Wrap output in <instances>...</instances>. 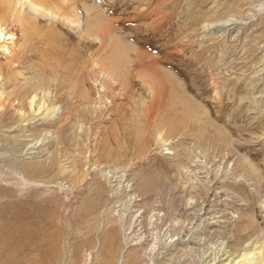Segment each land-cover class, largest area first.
<instances>
[{"label":"rangeland","instance_id":"1","mask_svg":"<svg viewBox=\"0 0 264 264\" xmlns=\"http://www.w3.org/2000/svg\"><path fill=\"white\" fill-rule=\"evenodd\" d=\"M47 1L57 5L59 10L49 9L50 16L33 13L30 16L37 29L43 30L41 32L55 29L54 36L62 51H69L66 54L69 61L67 59L65 64L71 65L73 82L83 70L86 88L94 89V76L85 68L92 53L97 51L101 61L112 62L121 75L129 77L132 89L127 98L118 101L122 105L117 115L104 110L95 112L91 119L93 123L88 122V126L83 127L85 133L81 136L78 124H82V119L69 120L61 128L62 143L59 146H44L33 152L36 156L23 157L22 163L28 166L33 162L44 163L49 153L55 157L58 154V165L51 170L50 178L43 172L50 170L38 167L41 173L31 180L35 183L28 182L22 186L13 182L14 176L9 172L8 182H0V196L4 202L8 201L5 199L6 191L15 194L11 199L15 203L6 205L8 211H0V225L4 226V230L0 229V264H18L19 261L21 264H207V261L211 264L210 260L214 258L213 264H230L232 251L229 253L231 257L226 253L223 257L222 254L237 242L239 233L235 231L242 229L235 227L238 223L245 226L248 216L252 217L253 224L258 225L261 233H252V238L264 240V209L261 206L264 199V0ZM97 15L101 17L99 20L94 19ZM118 15L119 18L116 17ZM108 16L112 18L108 20ZM123 17L127 20L123 21ZM100 29L103 33L110 32L103 47H99L93 37V33L100 32ZM24 42L20 34L0 37V67L7 68L13 57L22 51ZM32 60L25 70L14 69L9 75L0 74V101L17 88L13 84L31 81L35 77L37 68L34 64L38 62V55ZM75 61L82 64L77 65ZM152 74L155 77L166 74L172 79L170 81L175 82L167 84L162 95L161 89L156 87L154 99L146 89L155 85L149 87L145 83L153 77ZM107 83L108 80L106 86L109 88ZM37 100L34 105H37ZM144 104H149L152 109ZM47 105H41L33 115L45 114L52 106ZM86 128H89L87 134ZM49 130L56 132V128ZM23 133V136L28 135L25 129ZM2 134L5 133H0V137ZM56 136H47L50 140L45 143H54ZM5 153V150H0V154ZM1 173L3 177L4 171ZM25 174L28 178L27 172ZM48 179L53 180L52 184ZM76 179L81 181L78 185L74 184ZM67 185H73L72 189ZM58 186H63L60 187L62 191ZM16 204H19L17 208H10ZM116 221L119 222L115 225ZM11 224L14 227H10ZM248 228V233L254 232V228ZM231 230L234 237L229 240ZM248 245L250 242L243 246ZM232 264L245 263L243 259H235Z\"/></svg>","mask_w":264,"mask_h":264},{"label":"bare ground","instance_id":"2","mask_svg":"<svg viewBox=\"0 0 264 264\" xmlns=\"http://www.w3.org/2000/svg\"><path fill=\"white\" fill-rule=\"evenodd\" d=\"M115 1V0H114ZM144 1V0H143ZM186 1V0H185ZM119 2V1H118ZM159 2V1H158ZM177 2V1H176ZM38 4V6H35L34 4ZM143 3V2H140ZM149 3V2H148ZM175 3V2H174ZM224 3V2H223ZM149 6V5H148ZM151 6V5H150ZM184 6V5H183ZM229 6V5H228ZM113 7V6H112ZM136 7V6H135ZM180 7V6H178ZM209 7V6H208ZM216 7V6H215ZM231 7V6H230ZM235 7V5H234ZM61 8V7H60ZM115 8V7H114ZM113 8V9H114ZM217 8V7H216ZM233 8V7H232ZM51 9L52 11L54 10H59L57 5L51 4L49 3L47 0H0V37H14L16 34H20V37L25 39V42L23 44V49L21 52H19L17 55H15L13 57V59L11 60V63L7 66V68H2L0 67V74L4 73L5 75H9L11 72L16 70H25V66L31 62L34 61L32 60L33 56H35L36 54L38 55V62H36L34 64V67L37 68V73L35 75V77L31 80V81H27V80H22L21 82L17 83V84H13L14 86H16L17 88L15 90L10 91L9 93H7L4 98L0 101V133H5L2 134L3 137H0V150H5L6 153L5 154H0V173L1 170L4 171L3 177L2 179H0V182H8V172L10 174H13L14 178H13V182H17L19 184L26 185L28 182L31 183H35L32 182L31 180H35L38 176L39 173H41L38 170V167L44 169V170H50V171H43L44 173H46L48 176L51 172V170H53V168L57 165V158L59 155L57 154V156L55 157V155L53 153H49V157L47 158V160L44 163H31L28 166L22 163L23 157L26 155H30L33 154L36 156V152L33 153L36 149H41L44 146H49L51 147L52 145H56L59 146L62 143V140L60 139V135H61V128L62 126H65L69 120L73 121V120H77L78 119H82L81 123L82 124H78L80 125V136L83 134V132L85 133V131L83 130V127L85 129L86 126H88V122H92L91 119L93 118V114H95V112H103L104 111H108V112H114L115 114L119 112V110L121 109V103H118V101L127 98L128 92L132 89V82L130 81L129 77H126L127 75L123 76L121 75L122 73H119L118 70L115 69L114 65L112 62L109 61H101V58L98 56L99 53L96 51L95 53H92V57H90V59L86 62V68L90 70L91 74L94 76V81L93 84H95V86L93 87L94 89L90 90L89 88H86V84H85V80H84V72L83 70H81V72L75 75H77L76 81L73 82L72 76L70 74V69L71 65L70 64H65L66 60L69 58L66 56L67 52L64 53V50L62 51V46L60 44V42L56 41L55 37V32H53L55 29L52 28L48 31L45 32H41L43 30H38L33 18L31 15V13L33 14H37L38 16H50L52 13L49 12ZM112 9V10H113ZM155 9V8H154ZM153 9V10H154ZM187 9V8H186ZM246 9V8H245ZM27 10V11H26ZM106 10V9H105ZM104 10V11H105ZM110 10V9H109ZM138 10V9H137ZM144 11V10H143ZM193 11V10H192ZM57 12V11H56ZM112 12V11H111ZM110 12V13H111ZM135 12V11H134ZM142 12V11H141ZM187 12V11H186ZM248 12V11H247ZM106 13V11H105ZM121 13V12H119ZM124 13V11H123ZM122 13V14H123ZM137 13V12H136ZM152 13V12H150ZM154 13V12H153ZM158 13V12H157ZM160 13V10H159ZM217 13V12H216ZM226 13V12H225ZM246 13V12H245ZM103 14V12H102ZM109 14V13H108ZM112 14V13H111ZM116 14V13H115ZM127 14V12H126ZM131 14V13H129ZM134 14V13H133ZM165 14V13H164ZM189 14V13H188ZM252 14V13H251ZM250 14V15H251ZM117 15V14H116ZM132 15V14H131ZM130 15V16H131ZM138 15V13L136 14ZM153 15V14H152ZM155 15V14H154ZM153 15V16H154ZM158 14H156L157 16ZM161 15V14H160ZM166 15V14H165ZM228 15V14H227ZM112 16V15H111ZM110 16V17H111ZM121 16V15H120ZM123 16V15H122ZM133 16V15H132ZM140 16V15H139ZM144 16V15H143ZM146 16V14H145ZM155 16V17H156ZM167 16V15H166ZM186 16V15H185ZM243 16V15H242ZM252 16V15H251ZM115 18V16H112ZM111 17V18H112ZM119 18V15L116 16ZM137 17V16H136ZM148 17V16H147ZM152 17V16H151ZM250 17V16H248ZM101 17L99 15H97L94 19L99 20ZM108 16V20L111 19ZM124 18V17H123ZM144 18V17H142ZM126 18L122 19L123 21ZM146 19V18H145ZM144 19V20H145ZM152 19V18H150ZM154 19V17H153ZM159 19V18H158ZM231 19V18H230ZM119 20V19H118ZM121 20V21H122ZM127 20V19H126ZM130 20V19H129ZM133 20V18H132ZM143 20V22H144ZM149 20V19H147ZM162 20V19H160ZM225 20V19H224ZM223 20V21H224ZM235 20V19H234ZM113 21V20H112ZM115 21V20H114ZM156 21V20H155ZM93 22V21H92ZM141 22V21H140ZM147 22V21H146ZM152 22V21H150ZM149 22V23H150ZM158 22V21H157ZM101 23V22H100ZM111 23V22H110ZM136 23V22H135ZM142 23V22H141ZM104 24V23H103ZM114 23H112L111 26H113ZM137 24V23H136ZM159 24V23H158ZM208 24V23H207ZM118 25V24H117ZM133 25V24H132ZM135 25V24H134ZM140 25V24H139ZM138 25V26H139ZM142 25V24H141ZM226 25V24H225ZM232 25V24H231ZM101 26V25H100ZM105 26V25H104ZM110 26V25H109ZM108 26V27H109ZM176 26V25H175ZM102 27V26H101ZM117 27V26H116ZM121 27V26H120ZM145 27V26H143ZM198 27V26H197ZM96 29H98V26L95 27ZM100 28V27H99ZM105 28V27H103ZM107 28V27H106ZM111 28V27H109ZM139 28V27H138ZM137 28V30H139ZM206 28V27H205ZM95 29V30H96ZM174 29V28H173ZM215 29V28H214ZM230 29V28H229ZM91 30V29H90ZM133 30V29H132ZM143 30V29H142ZM154 30V29H152ZM175 30V29H174ZM193 30V29H192ZM205 30V29H204ZM211 30V29H210ZM218 30V29H217ZM221 30V29H220ZM225 30V29H224ZM89 31V30H88ZM93 31V30H91ZM200 31V30H199ZM206 31V30H205ZM223 31V30H222ZM95 32V31H93ZM106 31V33H103V30L100 29L99 31H96V33H93V37L94 40H96V42L98 41V46L99 47H103L105 40L108 39L110 32ZM118 32V31H117ZM130 32V31H129ZM132 32V31H131ZM130 32V33H131ZM138 32V31H137ZM165 32V31H164ZM221 32V31H220ZM226 32V31H225ZM129 33V34H130ZM202 33V32H201ZM114 34V33H113ZM122 34V32H121ZM154 34V33H153ZM223 34V33H222ZM162 35V34H161ZM198 35V34H197ZM204 35V34H203ZM91 36V35H90ZM160 36V35H159ZM211 36V35H210ZM216 36V35H215ZM125 36H123L124 38ZM130 37V36H129ZM204 37V36H203ZM9 39V38H8ZM129 39V38H128ZM244 39V38H243ZM125 40V39H124ZM213 40V39H211ZM63 41V40H62ZM90 41V39H89ZM112 41V40H111ZM116 41V40H115ZM14 42V41H12ZM64 42V41H63ZM62 42V43H63ZM211 42V41H210ZM229 42V41H228ZM253 43V42H252ZM135 44V43H133ZM12 45V44H11ZM64 45V44H62ZM106 45V44H105ZM66 46V45H65ZM108 46V45H107ZM199 46V45H198ZM7 47V46H6ZM122 47V45H121ZM127 47V46H126ZM132 47V46H131ZM146 47V46H145ZM77 48V47H76ZM113 48V47H112ZM119 48V47H118ZM67 49V48H66ZM75 49V48H74ZM73 49V50H74ZM109 49V48H108ZM153 49V48H152ZM151 49V50H152ZM202 49V48H201ZM71 50V49H70ZM81 50V49H80ZM124 50V49H123ZM130 50V49H129ZM143 50V49H142ZM145 50V49H144ZM147 50V49H146ZM111 51V50H110ZM110 51H108L110 53ZM138 51V50H136ZM141 50H139L140 53ZM148 51V50H147ZM178 51V49L176 50V52ZM124 52V51H123ZM144 52V51H143ZM152 52V51H151ZM148 52V53H151ZM77 53V52H76ZM102 53V52H101ZM118 53V52H117ZM129 53V52H128ZM131 53V51H130ZM156 53V52H155ZM114 54V53H113ZM84 55V54H82ZM102 55V54H101ZM120 55V54H119ZM147 55V54H146ZM91 56V54H90ZM105 56V55H104ZM115 56V55H114ZM156 56V55H155ZM74 57V56H73ZM131 57V56H130ZM143 57V56H142ZM103 58V56H102ZM122 58V57H121ZM128 58V57H127ZM133 58V55H132ZM135 58V57H134ZM141 58V55H140ZM202 58V57H201ZM76 59V58H75ZM109 59V58H108ZM113 59V58H112ZM126 59V58H125ZM138 59V58H137ZM143 59V58H142ZM145 59V58H144ZM73 60V58L70 60V62ZM78 60V59H77ZM85 60V59H84ZM149 60V59H148ZM179 59H177L178 61ZM248 60V59H247ZM128 61V60H126ZM130 61V60H129ZM152 61V60H151ZM124 62V60H123ZM148 62V61H147ZM179 62V61H178ZM263 62V61H262ZM75 63H77L75 61ZM79 63L82 64V62H78L77 65H79ZM84 63V62H83ZM122 63V62H121ZM125 63V62H124ZM135 63V62H134ZM73 64V63H72ZM128 64V63H127ZM153 64V63H152ZM165 64V63H164ZM261 64V63H260ZM125 65V64H124ZM131 65V64H130ZM84 66V65H83ZM140 66V65H139ZM148 66V65H147ZM167 66V65H166ZM16 67V68H14ZM80 67V66H79ZM121 67V66H120ZM130 67V66H129ZM138 67V65H137ZM155 67V66H154ZM83 69V67H81ZM90 68V69H89ZM117 68V67H116ZM127 68V67H125ZM124 68V69H125ZM135 68V67H134ZM142 68V67H141ZM159 68V67H158ZM75 69V68H74ZM148 69V68H147ZM154 69V68H153ZM164 68H162L161 70H163ZM166 69V68H165ZM80 70V69H78ZM123 70V69H122ZM130 70V69H129ZM160 70V69H159ZM263 70V69H262ZM77 71V70H76ZM125 71V70H124ZM128 71V70H127ZM135 71V70H134ZM139 71V70H138ZM158 71V70H157ZM73 72V71H72ZM126 72V71H125ZM255 72V71H254ZM263 72V71H262ZM76 73V72H74ZM87 73V72H86ZM129 73V72H128ZM135 73V72H134ZM137 73H142V72H137ZM155 73V72H154ZM253 73V72H252ZM150 74V73H149ZM167 74V73H166ZM166 74L160 75L158 77H155L153 74L151 78H149L145 83L146 85L148 84L149 87L150 85H155L154 88H148L146 90H148V92L150 91L151 95V99L152 96L154 95V89L157 87L161 92L160 95H162L163 90L165 91V88L168 85H172V83H175L174 81H170L172 79H170V77L166 76ZM174 74V73H173ZM258 74V73H257ZM87 75V74H86ZM89 75V74H88ZM142 75V74H141ZM145 75V74H144ZM147 75V74H146ZM158 74H156L157 76ZM254 75V74H253ZM256 75V73H255ZM92 76V77H93ZM136 76V75H135ZM88 77V76H86ZM142 77V76H141ZM137 78V76H136ZM139 78V77H138ZM89 79V78H87ZM92 79V78H91ZM170 79V80H169ZM250 79V78H249ZM107 80L109 81V83H107V85L109 86V88L106 86V82ZM133 80V79H131ZM150 80V81H149ZM80 81V82H79ZM92 81V80H91ZM138 81V80H137ZM176 81V79H175ZM11 82V81H10ZM28 82H32L31 84L26 85ZM90 82V81H87ZM159 84V85H156ZM176 83H178L176 81ZM91 84V83H90ZM91 84V85H93ZM86 85V86H85ZM89 85V84H88ZM141 85V83H140ZM178 85V84H177ZM182 85V84H181ZM143 86V85H142ZM141 86V87H142ZM179 86V85H178ZM177 86V89H178ZM168 87V86H167ZM176 87V86H175ZM182 87V86H179ZM170 88V87H169ZM93 90V92L91 91ZM172 91V90H171ZM179 91V89L177 90ZM158 92V91H157ZM174 92V91H173ZM180 92V91H179ZM182 92V91H181ZM175 93V92H174ZM54 94V95H53ZM144 94V93H143ZM142 94V95H143ZM166 94V93H165ZM177 94V93H176ZM160 95H158L160 97ZM170 95V94H169ZM53 96V97H52ZM156 97V95H154ZM172 97V96H171ZM36 98H38L37 100V105H34V102L36 100ZM130 98V97H129ZM150 98V97H149ZM161 98V97H160ZM170 98V97H168ZM167 98V99H168ZM172 99V98H171ZM134 100V99H133ZM157 99H155L156 101ZM121 101V102H122ZM126 101V100H125ZM154 101V102H155ZM159 101V100H157ZM167 101V100H166ZM120 104L117 105L116 104ZM172 102V101H171ZM175 102V101H174ZM177 102V101H176ZM181 102V101H180ZM45 103H47V107L51 106L49 108V110H47L45 112V114H43V112L38 115V116H34L33 113L36 112V110L38 111L39 109H41V105L43 106ZM151 103V102H150ZM182 103V102H181ZM117 106H116V105ZM130 104V103H129ZM156 104V103H155ZM154 104V105H155ZM164 104V103H163ZM169 104V103H168ZM40 105V107H38ZM102 105V106H101ZM146 105V104H144ZM131 106V105H130ZM129 106V107H130ZM147 106V105H146ZM148 106L150 107V105L148 104ZM147 106V107H148ZM167 106V105H166ZM180 106V105H179ZM182 106V104H181ZM123 107V106H122ZM136 107V106H135ZM145 107V108H147ZM154 107V106H153ZM193 107V106H192ZM137 108V107H136ZM151 108V107H150ZM155 108V107H154ZM158 108V105H157ZM184 108V107H182ZM152 109V108H151ZM156 109V108H155ZM139 110V109H138ZM146 110V109H145ZM159 110V108H158ZM191 110V109H189ZM122 111V110H121ZM153 111V110H152ZM155 111V110H154ZM181 111V110H180ZM79 112L82 113V115H79ZM125 112V111H124ZM146 112V111H145ZM148 112V110H147ZM179 113V111H177ZM184 112V111H183ZM123 113V112H122ZM132 113V112H131ZM140 113V112H139ZM155 113V112H154ZM177 113V114H178ZM89 117L87 118L86 115ZM104 114V113H102ZM137 112H135V116H136ZM147 114V113H146ZM158 113H155V115ZM117 115V114H116ZM130 115V114H129ZM148 115V114H147ZM97 116V115H96ZM108 116V115H107ZM164 116V115H163ZM178 116V115H177ZM190 116V115H189ZM39 117V118H38ZM134 117V116H131ZM144 117V116H143ZM157 117V116H156ZM38 118V119H37ZM106 118V117H105ZM125 118V117H124ZM151 118V117H150ZM170 118V117H169ZM96 119V118H95ZM101 119V117H100ZM135 119V117L133 118ZM149 119V118H148ZM154 119V117H153ZM98 120V119H97ZM147 120V119H144ZM157 120V119H156ZM164 120V119H163ZM169 120V119H168ZM31 121V123H30ZM106 121V120H105ZM137 121V119H136ZM150 121V119H149ZM102 122V119L101 121ZM139 121H137L138 123ZM158 122V120H157ZM95 123V122H94ZM147 123V122H146ZM57 124H59L57 126ZM90 124V123H89ZM98 124V123H96ZM56 125V126H55ZM91 125V124H90ZM96 126V125H95ZM78 127V126H77ZM92 127V126H91ZM89 127V128H91ZM145 127V126H144ZM50 128L54 129L56 128V132H51V130H49ZM89 128H86L88 133ZM97 128V127H96ZM154 128V127H153ZM158 128V127H157ZM25 129V132L28 133V135L23 136V130ZM148 129V128H147ZM91 130V129H90ZM53 131V130H52ZM160 131L162 132V130L160 129ZM151 133V132H150ZM57 135L54 139L55 141H53L54 143L48 142L45 143L46 140H50L48 138H46L49 135ZM85 134V135H86ZM90 134V133H89ZM147 134V133H146ZM160 134V133H159ZM162 134V133H161ZM84 135V134H83ZM92 136V135H91ZM52 137V136H51ZM90 137V135H89ZM161 137V136H160ZM159 138V137H158ZM82 139V138H81ZM162 139V138H161ZM169 140V139H168ZM45 143V145H44ZM57 149V148H56ZM168 151V150H167ZM197 151V150H196ZM226 151V149H225ZM53 152V151H52ZM57 152V151H56ZM61 153V152H60ZM200 154V153H199ZM198 154V155H199ZM203 154V152H202ZM208 154V153H207ZM201 155V154H200ZM199 155V156H200ZM225 156V155H224ZM62 156L60 155V158ZM203 157V155H202ZM59 158V157H58ZM225 158V157H224ZM33 159V157L31 158ZM210 159V157H209ZM209 162V160H208ZM208 162L206 163L208 165ZM190 163V162H189ZM233 163V162H232ZM94 164V163H93ZM86 166V165H85ZM193 166V165H192ZM201 166V165H200ZM59 167V166H58ZM183 167V166H181ZM186 167V166H185ZM209 167V166H208ZM211 167V166H210ZM209 167V168H210ZM213 167V166H212ZM221 167V166H220ZM179 168V167H178ZM189 168V167H188ZM194 168V167H192ZM200 168V167H199ZM207 168V166H206ZM208 168V169H209ZM219 168V167H218ZM197 169V168H196ZM202 169V168H201ZM220 169V168H219ZM222 169V168H221ZM228 169V168H227ZM231 169V168H229ZM189 170V169H188ZM199 170V169H197ZM30 171L32 173H30ZM183 171V170H182ZM181 171V172H182ZM205 171V170H204ZM223 171V170H222ZM25 172H27L28 174V178L25 174ZM189 172V171H187ZM194 172V171H193ZM196 172V171H195ZM200 172V171H199ZM225 172V171H223ZM177 173V172H176ZM183 173V172H182ZM186 173V172H185ZM191 173V172H190ZM198 173V172H197ZM232 173V172H231ZM2 174V173H1ZM0 174V175H1ZM83 174V173H82ZM115 174V173H114ZM114 174H111L112 176ZM184 174V173H183ZM196 174V173H195ZM204 174V173H203ZM206 174V173H205ZM179 175V174H178ZM207 175V174H206ZM47 176V177H48ZM53 176V175H52ZM61 176V175H60ZM105 176V175H104ZM182 176V175H181ZM203 176V175H202ZM7 179H6V178ZM179 177V176H178ZM190 177V176H189ZM50 178V176H49ZM59 178V177H57ZM56 178V179H57ZM77 178V177H76ZM182 178V177H181ZM186 178V177H185ZM194 178V177H193ZM166 179V178H165ZM177 179V177H176ZM205 179V178H204ZM238 179V178H237ZM61 180V179H60ZM80 179H76V181H74L75 185H78ZM107 180V177H106ZM104 180V181H106ZM180 180V178H179ZM188 180V178H187ZM195 180V179H194ZM212 180V179H211ZM236 180V179H235ZM47 181H49L48 183L52 184V179H48ZM58 181V180H56ZM108 181V180H107ZM112 181V180H111ZM118 181V180H116ZM196 181V180H195ZM129 182V181H128ZM137 182V181H135ZM192 182V181H191ZM199 182V181H198ZM204 182V181H203ZM235 182V181H234ZM233 182V184H234ZM237 182V181H236ZM11 183V182H10ZM44 183V181H43ZM63 183V182H62ZM120 183V182H119ZM175 184V182H172V184ZM177 183L179 184V182L177 181ZM176 183V184H177ZM186 183V182H185ZM197 183V182H196ZM9 184V183H8ZM135 184V183H134ZM183 184V183H181ZM210 184V183H209ZM15 185V184H14ZM42 185V184H41ZM46 185V184H45ZM111 185V184H110ZM115 185V183H114ZM117 185V183H116ZM121 185V184H120ZM186 185V184H185ZM184 185V187H185ZM21 186V187H22ZM33 186V185H32ZM68 186V185H67ZM73 186V185H72ZM71 186V187H72ZM124 186V185H123ZM187 186V185H186ZM14 187V186H13ZM17 187V186H16ZM26 187V186H25ZM24 187V188H25ZM28 187V186H27ZM41 187V186H40ZM55 187V186H54ZM59 187V186H58ZM63 187V186H60ZM59 187V188H60ZM69 189L71 190L72 188L70 186H68ZM67 187V188H68ZM126 187V186H125ZM138 187V186H136ZM188 187V186H187ZM193 187V186H192ZM66 188V189H67ZM139 188V187H138ZM174 188V187H173ZM182 188V186H181ZM248 188V187H247ZM16 189V188H15ZM43 189V188H42ZM46 189V188H45ZM62 191V188H60ZM119 189V187H118ZM121 189V188H120ZM131 189V187H130ZM195 189H197V187H195ZM201 189V188H200ZM211 189V188H210ZM249 189V188H248ZM25 190V189H24ZM139 190V189H138ZM176 190V189H175ZM203 190V189H202ZM27 191V190H26ZM29 191V190H28ZM64 191V190H63ZM67 191V190H65ZM64 191V192H65ZM145 191V190H144ZM188 191V190H187ZM207 191V190H206ZM1 192V190H0ZM7 192V196L9 198H6V200H8L7 202H4L2 200V197L0 196V211H2V209L4 211H8V206L6 205H10L12 203H15L13 200V198H15V195L13 192L10 191H6ZM114 192V191H113ZM249 192V191H248ZM254 192V191H253ZM51 193V192H50ZM134 193V192H133ZM44 194V193H42ZM64 194V193H63ZM113 194V193H112ZM121 194V193H120ZM144 194V193H143ZM186 194V193H185ZM254 194V193H253ZM1 195V194H0ZM122 195V194H121ZM137 195V194H136ZM189 195V194H188ZM55 196V195H54ZM57 196V195H56ZM138 196V195H137ZM140 196V195H139ZM195 196V195H194ZM118 197V196H117ZM254 197V196H253ZM98 198V197H97ZM113 198V197H112ZM115 198V197H114ZM123 198V197H122ZM130 198V196H129ZM144 198V197H143ZM239 198V197H238ZM263 198V197H262ZM102 198H100L101 200ZM116 199V198H115ZM128 199V198H127ZM126 199V200H127ZM138 199V198H137ZM240 199V198H239ZM98 200V199H96ZM99 200V202H100ZM120 200V199H118ZM123 200V199H122ZM121 200V201H122ZM136 200V198L134 199ZM158 200V199H157ZM200 200V199H199ZM217 200V199H216ZM154 201V200H153ZM189 201V200H188ZM193 201V200H192ZM241 201V199H240ZM261 201V200H260ZM98 202V201H97ZM106 202V201H105ZM127 202V201H126ZM131 202V201H130ZM191 202V201H190ZM199 202V201H198ZM40 203H42L40 201ZM45 203V202H44ZM103 203V202H102ZM107 203V202H106ZM140 203V202H139ZM152 203V201H151ZM37 204V203H36ZM117 204V203H116ZM245 204V203H243ZM107 205V204H106ZM121 205V204H120ZM130 205V203L128 204ZM153 205V203H152ZM156 205V204H154ZM160 205V204H159ZM19 206V204H16L15 206H11L10 208H17ZM43 206V205H42ZM41 206V207H42ZM97 206V205H95ZM108 206V205H107ZM117 206V205H116ZM141 206V205H140ZM150 206V204H149ZM261 206L264 209V199L261 202ZM44 207V206H43ZM120 207V206H119ZM127 207V206H126ZM131 207V206H130ZM135 207V206H133ZM162 207V206H161ZM39 208V206L37 207ZM99 208V207H98ZM110 208V207H109ZM138 208V207H136ZM197 208V207H196ZM89 209V207H88ZM107 209V208H106ZM148 209V208H147ZM263 209L261 210L263 212ZM54 210V209H53ZM92 210V209H91ZM120 210V209H119ZM145 210V209H143ZM149 211L151 210L148 209ZM93 211V210H92ZM110 211V210H109ZM140 211V210H139ZM146 211V210H145ZM147 211V212H149ZM156 211V210H155ZM154 211V212H155ZM161 211V210H160ZM165 211V210H164ZM36 212V211H35ZM100 212V211H99ZM107 212V211H106ZM104 212V213H106ZM117 212V211H115ZM159 212V211H158ZM198 212V211H197ZM88 213V211L86 212V214ZM135 213V212H134ZM141 213V212H139ZM161 213V212H160ZM168 213V212H166ZM55 214V213H54ZM85 214V215H86ZM99 214V213H98ZM102 214V212H101ZM100 214V215H101ZM109 214V213H108ZM131 214V213H130ZM147 214V213H146ZM157 214V212H156ZM47 215V214H46ZM51 215V214H50ZM49 215V216H50ZM84 215V216H85ZM88 215V214H87ZM86 215V216H87ZM128 215V214H127ZM137 215V213H136ZM151 215V214H150ZM155 215V214H154ZM159 215V214H158ZM157 215V216H158ZM162 215V214H161ZM178 215V214H177ZM55 216V215H54ZM90 216V215H89ZM102 216V215H101ZM100 216V217H101ZM106 216V214H105ZM109 216V215H108ZM107 216V218H108ZM111 216V215H110ZM233 216V215H231ZM236 216V214H235ZM94 217V216H93ZM122 217V216H121ZM130 217V216H129ZM155 217V216H154ZM61 218V217H60ZM91 218V216H90ZM123 218V217H122ZM125 218V217H124ZM158 218V217H157ZM104 219V218H103ZM114 219V218H113ZM121 219V218H120ZM126 219V218H125ZM129 219V218H128ZM137 219V218H136ZM144 219V218H143ZM151 219V218H150ZM154 219V218H153ZM152 219V220H153ZM35 220V219H34ZM58 220V219H57ZM61 220V219H60ZM92 220V219H91ZM95 220V219H93ZM102 220V219H101ZM118 220V219H117ZM169 220V219H168ZM105 221H106V217H105ZM123 221V219L121 220V222ZM132 221V220H131ZM156 221V220H155ZM162 221V220H161ZM172 221V220H171ZM37 222V221H36ZM47 222V221H46ZM101 222V221H100ZM107 222V221H106ZM109 222V219H108ZM112 222V221H111ZM119 221L115 222L116 223ZM120 222V225L122 224ZM133 222V221H132ZM131 222V223H132ZM135 222V221H134ZM157 222V221H156ZM159 222V221H158ZM192 222V221H191ZM253 219L251 216L247 217V222L245 223V226L243 225V227H241L239 225V223L237 224V227H235V229H242V231H238L236 230L235 233L238 234L239 233V238L237 239V242L232 243V245L230 247H228L229 251H226L222 254V256L226 253V255H229L230 250L232 251V253L230 255L233 256V259H231L229 262L230 264L233 263V261L235 259L237 260H241L243 259V262L245 264H264V240L263 238L257 239V238H252V233H258L261 234L258 231V225L253 224ZM104 223V222H103ZM125 223V221H124ZM123 223V224H124ZM160 223V222H159ZM162 223V222H161ZM174 223V222H173ZM243 223V222H242ZM240 223V224H242ZM38 224V223H37ZM52 224V223H51ZM51 224H49V226H51ZM68 224V223H67ZM101 224V223H100ZM169 224V223H168ZM244 224V223H243ZM250 224L252 226H250ZM33 225V224H32ZM48 225V224H47ZM61 225V224H60ZM102 225V224H101ZM114 225V224H113ZM125 225V224H124ZM128 225V224H127ZM133 225V223L131 224ZM130 225V226H131ZM142 225V224H140ZM160 225V224H159ZM173 225V224H172ZM183 225V224H182ZM6 226V225H5ZM66 226V225H65ZM96 226V225H95ZM129 226V229H130ZM167 226V224H166ZM7 227V226H6ZM10 227H14L13 224H11ZM16 227V226H15ZM27 227V226H26ZM33 227V226H32ZM37 227V226H36ZM55 227V226H54ZM57 227V226H56ZM62 227V226H61ZM101 226H99L100 228ZM107 226H105L106 228ZM114 227V226H111ZM127 226H125L126 228ZM135 228L138 227L137 225L134 226ZM140 227V226H139ZM144 227V226H143ZM248 227H252L254 228V232L248 233L249 229ZM17 229L19 228L16 227ZM25 228V227H24ZM23 228V229H24ZM51 228V227H50ZM60 228V227H59ZM63 228V227H62ZM94 228V227H93ZM96 228V227H95ZM155 228V227H154ZM180 228V227H179ZM0 229L4 230V226L0 225ZM22 229V230H23ZM26 229V228H25ZM54 229V228H53ZM102 229V228H101ZM128 229V230H129ZM137 229V228H136ZM145 229V228H144ZM156 229V228H155ZM21 230V229H20ZM32 230V229H31ZM51 230V229H50ZM120 230V229H119ZM118 230V231H119ZM133 230V228H132ZM180 230V229H179ZM7 231V229H6ZM62 231V230H61ZM99 231V230H98ZM117 231V232H118ZM123 231V228H122ZM187 231V230H186ZM244 231V232H243ZM247 231V232H246ZM57 232L59 233V230L57 229ZM121 231H119L120 233ZM129 232V231H128ZM138 232V231H137ZM158 232V231H157ZM230 232V230H229ZM232 232V230H231ZM242 232L244 234H242ZM9 233V232H8ZM56 233V232H55ZM124 233V231H123ZM140 233V232H139ZM161 233V232H160ZM6 234V233H5ZM17 234V233H16ZM53 234V233H52ZM117 234V233H116ZM115 234V235H116ZM128 234V233H127ZM165 234V233H163ZM179 234V231H178ZM61 235V234H60ZM141 235V233H140ZM148 235V234H147ZM227 235H229V233H227ZM48 236V235H47ZM93 236V235H92ZM124 236V234H123ZM128 236V235H127ZM8 237V235H7ZM39 237V236H38ZM96 237V236H95ZM122 237V235H121ZM126 237V236H125ZM139 237V236H138ZM136 237V238H138ZM141 237V236H140ZM163 237V235L161 236ZM233 232L230 234V236L227 238L229 240H231L233 238ZM101 238V236L99 237ZM124 238V237H123ZM166 238V237H165ZM173 238V237H172ZM176 238V237H175ZM7 239V238H6ZM14 239V238H13ZM57 239V238H56ZM110 239V238H109ZM116 239V237H115ZM128 238H126L127 240ZM139 239V238H138ZM142 239V238H141ZM150 239V238H149ZM154 239V238H153ZM161 239V238H160ZM9 239H7L8 241ZM122 240V238H121ZM169 240V239H168ZM261 240H263L262 242H260ZM1 241V240H0ZM5 241V240H4ZM12 241V240H10ZM62 241V240H61ZM97 241V240H96ZM108 241V240H107ZM128 241V240H127ZM132 241V240H131ZM130 241V242H131ZM147 242L149 240H146ZM155 241V239H154ZM167 241V240H166ZM9 242V241H8ZM129 242V243H130ZM145 242V241H144ZM146 242V243H147ZM247 242H250V245L248 246H243L245 243L247 244ZM69 243V242H68ZM156 243V242H155ZM161 243V242H160ZM11 244V242H10ZM98 244V243H97ZM128 244V243H127ZM139 244V243H138ZM157 244V243H156ZM155 244V246H156ZM159 244V243H158ZM167 244V243H166ZM224 244V242H223ZM12 245V244H11ZM37 245V244H36ZM67 245V244H66ZM94 245V243H93ZM147 245V244H146ZM151 245H153L151 243ZM165 245V244H164ZM132 246V245H131ZM138 246V245H137ZM122 247V246H121ZM139 247V246H138ZM221 247V246H220ZM66 248V247H65ZM68 248V247H67ZM111 248V247H110ZM151 248V246H150ZM154 248V247H153ZM219 249V248H218ZM227 249V250H228ZM15 250V249H14ZM147 250V249H146ZM153 250V249H152ZM223 250V249H222ZM258 251V252H256ZM122 252V250H121ZM151 252V251H149ZM216 252V251H215ZM219 253V251L217 252ZM216 253V255H217ZM222 253V252H221ZM147 254V253H146ZM151 254V253H150ZM154 254V253H153ZM213 254V253H212ZM229 255V257H231ZM2 256V255H0ZM11 256V255H10ZM13 256V255H12ZM25 256V255H24ZM149 256V255H148ZM173 256V255H172ZM212 256V255H211ZM220 256V255H219ZM248 256V257H247ZM67 257V256H66ZM92 257V256H91ZM146 257V256H145ZM214 257V255L212 256V258ZM221 257V256H220ZM224 257V256H223ZM3 258V257H2ZM24 258V257H23ZM120 258V257H119ZM123 258V257H122ZM143 259V257H141ZM207 258V257H206ZM211 258V257H210ZM209 258V260H210ZM219 258V257H218ZM6 259V258H5ZM4 259V260H5ZM121 259V258H120ZM122 260V259H121ZM145 260V259H144ZM208 260V259H207ZM52 261V260H51ZM151 262V259L148 261ZM147 262V263H148ZM13 263V262H12ZM20 263V261H19ZM18 263V264H19ZM122 263V262H121ZM146 262H144L145 264ZM207 264L208 261L206 262ZM210 263L213 264L215 263V258L211 261ZM17 264V263H15ZM21 264V263H20ZM24 264V263H23ZM62 264V263H60ZM141 264H143V262H141Z\"/></svg>","mask_w":264,"mask_h":264}]
</instances>
